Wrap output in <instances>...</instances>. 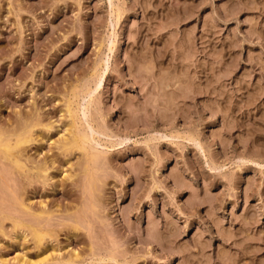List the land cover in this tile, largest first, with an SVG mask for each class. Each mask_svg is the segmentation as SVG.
Instances as JSON below:
<instances>
[{
	"label": "rangeland",
	"instance_id": "374dc122",
	"mask_svg": "<svg viewBox=\"0 0 264 264\" xmlns=\"http://www.w3.org/2000/svg\"><path fill=\"white\" fill-rule=\"evenodd\" d=\"M0 133V264H264V0H0Z\"/></svg>",
	"mask_w": 264,
	"mask_h": 264
},
{
	"label": "bare ground",
	"instance_id": "6f19581e",
	"mask_svg": "<svg viewBox=\"0 0 264 264\" xmlns=\"http://www.w3.org/2000/svg\"><path fill=\"white\" fill-rule=\"evenodd\" d=\"M2 133V132H1ZM0 133V134H1ZM79 135L81 134V133H79V132H77ZM75 134H76V132H75ZM87 140H89V139H87L86 138V136H78L77 134L76 135H74L73 137H72V139L70 140V141H68V143H67V145L69 146V147H71V148H76V147H81L83 144H85L86 145V141ZM28 141V139L26 138V136H20L18 139H17V141H16V144L15 145H11V143H9L10 141L9 140H6V139H3V138H1L0 137V152L4 155V156H6V157H10L11 158V154H16V153H13L14 151L13 150H15V149H18V148H20V145L21 144H23V143H26ZM88 142V141H87ZM27 145V144H26ZM85 147V146H84ZM83 147V148H84ZM80 149H82V148H80ZM13 151V152H12ZM18 155H20V152L18 153ZM14 156H16V155H14ZM13 156V157H14ZM17 157V156H16ZM17 165H18V163H17ZM20 165V164H19ZM18 165V166H19ZM91 177V176H90ZM90 179H92V178H90ZM35 235L37 236V237H41V235H40V233L39 232H37V231H35Z\"/></svg>",
	"mask_w": 264,
	"mask_h": 264
}]
</instances>
